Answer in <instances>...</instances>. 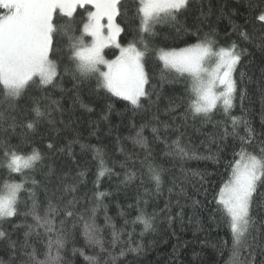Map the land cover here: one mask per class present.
I'll return each mask as SVG.
<instances>
[{
  "label": "trees",
  "instance_id": "trees-1",
  "mask_svg": "<svg viewBox=\"0 0 264 264\" xmlns=\"http://www.w3.org/2000/svg\"><path fill=\"white\" fill-rule=\"evenodd\" d=\"M122 4L116 22L124 29L118 42L126 46L137 35L134 31L139 25L135 16L137 0H122ZM262 10L264 0H189L176 22L156 25L155 35L150 38L154 49L171 50L195 44L205 34H214L217 47L235 42L238 49L244 50L234 71L237 93L231 115L244 116L250 122L255 136L248 150L257 152L264 147V21L257 19ZM86 19L87 12L78 8L70 21L75 35L80 34ZM56 22L63 24L69 20L58 18ZM241 32H246L248 39ZM68 43L63 35L54 37L51 58L59 64V76L53 84H33L12 102L4 100L0 85V115L4 117L0 121V140L15 146L20 153L29 154L36 148L42 154V161L34 169L9 174L0 149V191L6 180L27 181V190L19 194L18 214L0 221V230L8 234L7 239H0V264H22L27 258L19 245L25 239L27 225L34 224L31 216L24 215L33 198L41 215L49 201L59 206L60 214L55 217L59 226V221L65 218L64 203L74 197L76 212L83 219L79 215L67 219V228L72 229L73 222L76 224L73 239L61 253L68 264H90L85 256H96L99 264L106 261L111 264L107 251L89 245L83 235L92 208H96L98 236L105 249L117 257L115 264H231L232 234L213 196L228 178V163L234 151L239 150V137L246 135L244 125H238L237 137L229 135L221 141L219 136L224 127L232 131L231 120L223 108L218 106L207 120L203 116L194 117L188 110L190 99L194 98L190 95L189 81L164 69L155 51L146 57L149 81L145 89L149 96L141 98L140 106L97 88L94 77L73 79ZM117 52L116 47L104 50L107 59L114 58ZM34 100H39L45 115L37 117L32 111ZM28 120L34 122L33 129L24 127ZM13 123L15 126L10 127ZM137 133L147 142L153 162L165 169L159 190L141 163L147 151L136 142ZM178 136L188 156L211 155L213 159L167 155L173 151V141ZM195 172L204 176L203 182L193 175ZM132 173L135 178L128 180ZM32 180L37 182L35 187ZM66 186L75 187L76 191L65 192ZM259 191L264 192V187ZM100 192L105 195L98 200L96 194ZM193 201L199 203L194 205ZM140 209L150 216L154 214L152 229L145 231L142 223H133ZM253 215L264 220V199L259 196ZM113 225L119 235L114 247ZM9 240L17 242L16 250L10 248ZM29 243L38 249V258L44 259L41 238L33 235ZM137 247L136 252L128 250ZM73 248L82 249L84 255L79 251L73 254ZM122 249L125 254L120 256ZM27 250L31 251V247ZM246 256L248 251L244 250L242 257ZM253 259L254 264H264L260 249H256Z\"/></svg>",
  "mask_w": 264,
  "mask_h": 264
},
{
  "label": "snow or ice",
  "instance_id": "snow-or-ice-1",
  "mask_svg": "<svg viewBox=\"0 0 264 264\" xmlns=\"http://www.w3.org/2000/svg\"><path fill=\"white\" fill-rule=\"evenodd\" d=\"M188 4L189 0H137L135 16L139 25L134 30L137 35L126 46H122L117 38L124 29L115 22V18L121 15L122 0H0V85L3 88L4 100L12 102L18 100L33 84H53L59 76V64L51 58V54L54 37L60 34L67 37L69 42V59L74 66L71 71L73 79L94 77L97 88L106 89L112 95L122 97L134 106H140L141 97L149 96L145 89L149 81L145 71L146 57L153 51L157 52L164 69L189 81L190 95L194 98L190 99L188 110L194 117L203 116L207 120L218 105L222 106L225 116L231 120L232 131L229 132L227 127H224L219 136L221 141L227 140L229 135L237 137L238 125H244L246 135L239 137V150L234 151L233 159L228 163V178L223 181L213 199L218 205L217 210L224 214L232 234L231 264H254L256 249H260V253L264 255V220H258L253 215L257 196L264 199V192L259 191L264 187V147L258 152L249 151L248 147L255 136L254 129L244 116L231 115L237 93V81L233 78V73L244 50L238 49L235 42L227 47H217L214 34H205L204 38L198 39L195 44L179 49H154L151 45L150 38L155 35V26L176 22L177 15L185 10ZM89 5L94 10H88ZM78 8L87 12V19L83 22L80 35L77 36L70 21ZM58 18H67L69 22L59 24L56 22ZM105 19L107 23H103ZM257 19L264 21V10ZM240 35L248 39L246 32H241ZM85 36L91 40L86 41ZM110 45L119 49V55L115 59H107L105 56L104 49ZM240 99L243 101V94ZM33 104L32 111L37 117L45 115V112L41 111L39 100H34ZM3 120L4 117L0 115V121ZM12 120L15 122V117H12ZM14 126L15 123L10 125ZM24 127L33 129L35 124L28 120ZM153 131L156 129L153 128ZM137 137L136 142L147 151L141 163L147 168L151 180L159 190L165 169L153 162L151 150L140 133H137ZM215 139L214 137L213 142ZM180 144L178 136L173 141V151L167 155L178 154L189 159H213L211 155L196 157L193 153L188 156V152ZM51 147L49 144V148ZM0 149H3V166L8 169L9 174H23V170L34 169L37 163L42 161V154L36 148L29 154H23L7 141L0 140ZM103 174L102 170L99 175ZM193 175L204 181L201 173L195 172ZM134 178L135 173L127 177L128 180ZM26 182H4L3 191H0V221L18 214L19 194L22 190H27ZM36 184L37 182L32 180L33 187ZM64 191L74 193L76 189L66 186ZM181 191L183 192V188ZM31 195L34 197V192ZM104 195L105 193L100 192L96 197L99 200ZM76 203L75 197L64 203L65 218L61 219L57 226L55 217L60 214L59 206L49 201L41 215L33 198L31 208L24 213L25 216L33 218L34 224L27 225L25 239L19 245V249L27 257L22 260V264H68L61 253L73 239L72 229H75L76 224L73 222L72 229H69L66 222L68 218L75 219L78 215L83 219V216L76 212ZM198 203L199 201H193L194 205ZM165 207L167 208V205ZM91 213L89 220L84 223L83 235L89 245L98 246L101 252L107 251L111 264H115L117 257L105 249L103 240L98 236L100 229L95 223L96 208H92ZM154 218V214L150 216L140 209V215L133 223H142L147 231L152 229ZM40 229H43V233ZM113 229L111 243L114 247L119 235L114 225ZM33 235L41 238L44 243V259L38 258V249L29 243V238ZM43 237H47L46 241ZM7 238L8 234L0 230V239ZM9 246L16 250L17 242L9 240ZM30 247L31 251H28ZM138 247L128 250L136 252ZM244 250L248 251L246 257H242ZM77 251L84 255L82 249H72L73 254ZM124 254L122 249L120 256ZM85 259L90 261V264H99L96 256H85Z\"/></svg>",
  "mask_w": 264,
  "mask_h": 264
},
{
  "label": "rangeland",
  "instance_id": "rangeland-1",
  "mask_svg": "<svg viewBox=\"0 0 264 264\" xmlns=\"http://www.w3.org/2000/svg\"><path fill=\"white\" fill-rule=\"evenodd\" d=\"M89 7H90L91 10H94L90 5H89ZM115 22H116V18H115ZM103 23H107L106 19L103 21ZM116 23H117V22H116ZM82 26H83V25H82ZM82 26H81V28H80V33H81V31H82ZM79 35H80V34H79ZM118 38H119V36H118ZM118 38H117V39H118ZM85 40H86V41H90L91 38L88 37V36H85ZM109 47H115V46H114V45H110ZM105 49H106V48H105ZM105 49H104V50H105ZM117 49H118V48H117ZM117 55H119V49H118ZM117 55H116V56H117ZM116 56H115V57H116ZM115 57L112 58V59H115ZM161 62H162V61H161ZM162 63H163V62H162ZM233 78H234V73H233ZM145 86H146V85H145ZM105 90H106V89H105ZM118 98L123 99L122 97H118ZM141 98H142V97H141ZM123 100H124V99H123ZM128 102H130V101H128ZM130 103H131V102H130ZM218 106H221V105H218ZM218 106H217V107H218ZM221 107H222V106H221ZM1 191H3V189H2Z\"/></svg>",
  "mask_w": 264,
  "mask_h": 264
}]
</instances>
